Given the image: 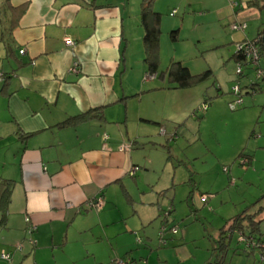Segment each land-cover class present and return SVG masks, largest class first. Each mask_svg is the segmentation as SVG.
Returning <instances> with one entry per match:
<instances>
[{
    "label": "crops",
    "instance_id": "obj_1",
    "mask_svg": "<svg viewBox=\"0 0 264 264\" xmlns=\"http://www.w3.org/2000/svg\"><path fill=\"white\" fill-rule=\"evenodd\" d=\"M250 1L239 0L231 23H254L257 33L264 12L249 6ZM141 2L11 1L15 7H27L11 33L8 49L0 48V72L5 75L0 81V178L13 181L6 230L11 213L21 224L28 218L26 226L35 228L33 245L55 241L76 219L86 217L92 209L88 203L100 198L105 208L115 204L117 194L129 196L134 183L142 182L150 170L138 154L144 147L140 141L154 137L156 129L148 132V125L166 121V92L189 93V89H167L166 78L148 73L140 38ZM158 6L156 1V11ZM246 30L237 33L235 43L256 37ZM66 40L74 45L66 46ZM133 44H138L136 51ZM74 62H78V71L69 73ZM165 68L159 61V71ZM252 83L255 81H244L241 96L260 94L257 102L264 103V85L258 82L253 92L248 88ZM78 115L82 116L78 121L58 127ZM134 167L140 170L130 175ZM151 169L155 172V167ZM150 242L147 239L146 245H141L149 248L139 254L155 258L158 264L171 263L170 252L177 264H206L212 257L209 253L202 261L187 263L192 254L180 241L174 242L171 250L155 252ZM124 247L105 257H98L95 251L90 255L97 264L124 261L133 251ZM2 253L3 249L0 264H8ZM111 255L120 258L112 260ZM85 259L80 255L71 261ZM17 264L41 263L32 254L30 260L20 258Z\"/></svg>",
    "mask_w": 264,
    "mask_h": 264
},
{
    "label": "rangeland",
    "instance_id": "obj_2",
    "mask_svg": "<svg viewBox=\"0 0 264 264\" xmlns=\"http://www.w3.org/2000/svg\"><path fill=\"white\" fill-rule=\"evenodd\" d=\"M156 1L161 13L158 57L163 68L174 59L192 74L209 69L213 78L189 89L188 95L183 91L166 92V121L148 125V132L156 129L154 137L140 141L144 147L138 154L146 159L150 170L145 172L142 182L134 183L129 196L117 194L115 204L92 208L86 217L76 219L64 229L61 236L57 234L55 241L44 240L45 243L36 245L30 228L11 213L7 230L0 229V252L3 249L12 255V264H17L20 258L30 260L32 254L41 264H97L90 255L92 251L105 257L118 252L121 246L133 250L132 258L127 256L124 262L158 264L153 254L150 259L139 254L141 249L149 248L141 246L146 245L147 239L154 244L153 252L171 250L174 242L180 241L192 254L187 263L202 261L212 252V263L222 259V264H264L259 262L256 252L244 251L237 232H233L230 240L225 238L235 218L264 209V103L257 102L260 94L242 95L238 103L232 93L233 86L242 89L244 81H256L250 67V72L243 67L248 78L235 75L232 55L238 32H231L229 26L235 17L232 10L239 8L231 7V3H241ZM174 9L175 17L170 14ZM175 28L178 33L173 39L171 33ZM256 28V24L249 23L246 34L255 36ZM222 44L225 45L215 47ZM135 48L138 44L137 47L133 44V51ZM259 66L264 69V59H260ZM260 83L264 85V81ZM204 96L210 104L192 116L194 110L202 107ZM147 183L152 185L146 186ZM203 196L206 202L202 201ZM255 219L262 220L259 229L264 236V211ZM166 223L167 228L177 229V234L166 231L163 236L166 245L160 247L159 234ZM223 238L226 247L221 252L219 239ZM61 239L68 240L60 242ZM80 255L86 259L71 261ZM168 256L169 264H177L172 252ZM119 258L111 255L112 260Z\"/></svg>",
    "mask_w": 264,
    "mask_h": 264
},
{
    "label": "trees",
    "instance_id": "obj_3",
    "mask_svg": "<svg viewBox=\"0 0 264 264\" xmlns=\"http://www.w3.org/2000/svg\"><path fill=\"white\" fill-rule=\"evenodd\" d=\"M12 0H0V43L6 49H8V45L13 41L11 37V33L14 27L17 25L19 19L22 17L26 10V4L20 6H13L11 3ZM156 0H142L140 4V19L139 24L143 30L142 37V48L144 59L143 62L146 65L147 71L149 74H157L159 78H166L168 87L170 90H183L190 89L195 86H198L205 81H208L212 77V72L210 70H205L198 74H192L190 71L182 65L180 62L171 60L169 65L162 71H159V57H158V48H159V35H160V21L161 14L154 9V3ZM232 4V3H231ZM236 7L240 6L235 3ZM249 6L258 7L260 11L264 12V0H251L248 2ZM237 23V22H234ZM246 23V22H245ZM233 24V23H231ZM230 24V25H231ZM247 25V23H246ZM248 28V25L246 26ZM246 28V29H247ZM245 29V30H246ZM244 32V31H243ZM178 29L175 28L172 30L171 38L175 39L177 37ZM242 42H250L254 43L260 56L264 54V23H262L261 28L257 31L256 37L252 40H244ZM241 43V42H239ZM232 59L235 64L241 63L243 67H250L255 72V68L252 67L251 64L248 63L245 56L236 51L232 55ZM236 68V67H235ZM240 74L239 76H243ZM5 78V75H3ZM259 80H256L255 83L249 84L248 88L250 91L256 92V86L258 85ZM209 99L205 96L203 97L202 107L197 108L192 112V116H196L195 113L207 107ZM82 116L78 115L72 117L67 121H64L58 125V127H64L68 124L78 121ZM139 170V169H138ZM13 188V181L5 180L0 178V229H6V221L8 216V206L10 204V194ZM204 199V200H203ZM202 201L206 202V197H202ZM90 209V208H88ZM264 209H259L256 213L250 214L247 216H240L233 220L232 225L227 230V235L225 238L230 240L233 232H237L241 237H244L246 241H241L240 236H238V241L243 244L244 251L248 254L257 253L259 262H264V236H262L259 225L261 223V219L256 220V216L259 213H262ZM169 213V212H168ZM167 218V215L164 216V219ZM164 232L169 231L172 233V227L167 228L166 225L163 226ZM35 231V228L31 230V233ZM225 233V232H223ZM173 234V233H172ZM177 234V233H176ZM174 235V234H173ZM164 236V235H163ZM163 240H166L163 238ZM167 241V240H166ZM166 245V244H165ZM165 245H161L160 247H164ZM219 251L223 252L226 247L225 239H219ZM211 259L206 264H222L220 259L217 262L212 263L213 253L211 252Z\"/></svg>",
    "mask_w": 264,
    "mask_h": 264
},
{
    "label": "built area",
    "instance_id": "obj_4",
    "mask_svg": "<svg viewBox=\"0 0 264 264\" xmlns=\"http://www.w3.org/2000/svg\"><path fill=\"white\" fill-rule=\"evenodd\" d=\"M236 7V4L235 3H232L231 4V7ZM175 10L172 11L171 15H174L175 14ZM246 23L245 22H237V23H233L229 26V29L233 32H243L245 31V29L247 28L246 27ZM65 45L66 46H73L74 43H72L70 40H66L65 41ZM236 51L242 53L246 60L248 61L249 64H251L252 67H259V61L261 59V56H260V53L258 51V48L257 46L254 44V43H250V42H241V43H237L236 44ZM24 51H20V54H23ZM78 71V62H74L72 67L70 68L69 70V73H77ZM243 72V66L241 63H238L236 65V68H235V75L239 76L240 74H242ZM2 73L0 72V81L2 80ZM255 77H256V80H259V81H264V69H261L260 67L259 68H255ZM241 89L238 85H235L232 87V93L234 95L237 96V102L240 103L241 102ZM122 150H125L124 148H122ZM136 171H138V168L137 167H134L131 171H130V175H133ZM204 200V199H203ZM103 206V202L100 198L96 199V201H93V202H90L87 204V207L88 208H99ZM166 215V214H165ZM164 215V216H165ZM25 222L26 224L28 225L29 224V219L28 218H25ZM30 228L29 232H31V230L34 229V227L32 226H28ZM173 234H176L177 233V229H172L171 230ZM163 232H164V228L162 230V232H160V244L161 245H165L166 244V240H163ZM241 241H246L245 239H240ZM1 258L4 260V261H7L8 264H12L10 262V256L9 254H6V253H2L1 254ZM115 264H129V261L127 260L126 262L124 261H116Z\"/></svg>",
    "mask_w": 264,
    "mask_h": 264
}]
</instances>
